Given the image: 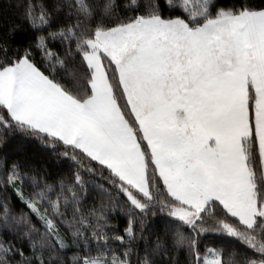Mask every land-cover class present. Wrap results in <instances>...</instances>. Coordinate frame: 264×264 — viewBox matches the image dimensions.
<instances>
[{
    "label": "snow or ice",
    "instance_id": "6c2138e0",
    "mask_svg": "<svg viewBox=\"0 0 264 264\" xmlns=\"http://www.w3.org/2000/svg\"><path fill=\"white\" fill-rule=\"evenodd\" d=\"M0 264H264V0H0Z\"/></svg>",
    "mask_w": 264,
    "mask_h": 264
}]
</instances>
